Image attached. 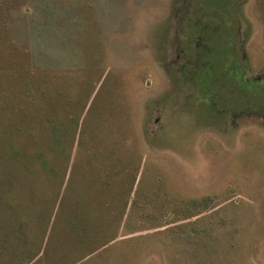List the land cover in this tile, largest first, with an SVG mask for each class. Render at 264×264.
<instances>
[{"label": "rangeland", "instance_id": "rangeland-1", "mask_svg": "<svg viewBox=\"0 0 264 264\" xmlns=\"http://www.w3.org/2000/svg\"><path fill=\"white\" fill-rule=\"evenodd\" d=\"M0 264H264V0H0Z\"/></svg>", "mask_w": 264, "mask_h": 264}, {"label": "trees", "instance_id": "trees-1", "mask_svg": "<svg viewBox=\"0 0 264 264\" xmlns=\"http://www.w3.org/2000/svg\"><path fill=\"white\" fill-rule=\"evenodd\" d=\"M244 82H245L246 85H248V84L250 83L249 81H244ZM253 82H254V80L251 81V83H252L251 85H252V86H255V85H253V84H254Z\"/></svg>", "mask_w": 264, "mask_h": 264}]
</instances>
